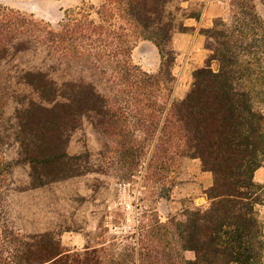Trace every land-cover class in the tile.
Instances as JSON below:
<instances>
[{"label":"trees","instance_id":"1","mask_svg":"<svg viewBox=\"0 0 264 264\" xmlns=\"http://www.w3.org/2000/svg\"><path fill=\"white\" fill-rule=\"evenodd\" d=\"M170 2L103 0L97 19L81 13L59 30L18 11L0 9V123L10 98L9 85L17 78L46 101L58 96L56 81L42 71L19 75L1 68L12 55L30 50L59 59L63 73L59 74V126L73 123L77 97L86 111L103 116L113 112L124 119L129 113L124 105L131 99L139 107L140 127L148 130L146 105L153 98L156 145L165 142L161 135L169 123L173 145L200 159L214 177L205 192L209 207L188 211L184 220L172 223L181 251L194 253L193 260L183 263L264 264V228L256 210L264 188L255 181L256 171L264 165V114L256 107L264 104V22L252 0H232L231 23L215 21L206 30L214 42L212 54L194 73L191 90L182 100H174L170 92L165 102L164 83L175 82L172 71L177 58L171 47L175 19L167 10ZM135 38L158 49V73L149 74L132 62ZM76 69L99 75L108 92L73 76ZM32 122V109L25 105L16 110L13 136L0 124V264H155L146 239L124 248L126 253L88 248L70 253L52 233L29 235L12 226L6 210L14 166L5 155L9 141L14 138L21 161L33 165L73 159L63 152L44 161L35 158L38 146L28 133ZM114 126L121 135L120 126Z\"/></svg>","mask_w":264,"mask_h":264},{"label":"rangeland","instance_id":"2","mask_svg":"<svg viewBox=\"0 0 264 264\" xmlns=\"http://www.w3.org/2000/svg\"><path fill=\"white\" fill-rule=\"evenodd\" d=\"M252 1L264 22V0ZM102 4L103 0H0V9L18 11L59 30L65 21L81 13L97 19ZM167 10L175 19L173 35L198 34L201 51L208 54L205 48H212L214 42L206 30L215 21L229 25L233 5L232 0H171ZM133 43L132 62L146 72L143 65L150 69L158 66L155 72H148L158 73L161 63L156 47L140 38ZM179 46L184 52L175 50L178 58L172 71L175 82L164 83L165 102L170 92L174 100L184 99L193 86L194 73L204 67H194L200 61L201 51H194L193 58L185 43ZM188 58L193 64L190 67H186ZM1 68L19 75L42 71L56 81L58 92L53 101H46L16 77L9 85L10 98L0 123L2 129L11 136L16 110L28 105L33 119L28 133L38 146L35 158L44 161L62 152L73 158L33 165L21 161L19 144L14 138L9 141L5 155L14 166L6 210L17 231L29 235L52 233L70 253H83L87 248L126 253L124 248L146 239L151 244L155 264H184L183 259H194V253L181 251L172 223L184 220L188 211L209 207L206 194L202 196L191 181L201 172H207L213 181L214 177L205 171L200 159L173 145L174 130L171 131L169 123L166 133L161 135L165 142L156 145L157 136L152 133L156 123L153 98L146 105L148 130L140 127L139 107L131 99L124 105L129 112L124 119L119 114L113 116V112L103 116L95 110L86 111L87 106L77 97L76 117L71 123L75 127L65 123L59 126V74H63L59 59L45 51L30 50L12 55ZM72 74L92 81L102 93L108 92L99 75L84 69H76ZM256 107L264 114V104L257 103ZM115 124L120 126L121 135L117 134ZM263 170L264 165L260 172ZM260 196L262 201L256 210L264 228V189Z\"/></svg>","mask_w":264,"mask_h":264},{"label":"crops","instance_id":"3","mask_svg":"<svg viewBox=\"0 0 264 264\" xmlns=\"http://www.w3.org/2000/svg\"><path fill=\"white\" fill-rule=\"evenodd\" d=\"M182 44V43H185L187 49L186 50H189L190 52V56L192 55L193 58H195V56L193 55V52L194 51H201V47L200 45L202 44V41H201V37L198 35V34H193V35H188V34H180L179 36H176V35H173L172 36V40H171V47L180 52V53H183L184 52V49H182L179 44ZM154 45V44H153ZM155 46V45H154ZM156 47V46H155ZM157 49V48H156ZM211 48H205V50L209 51L210 53L206 54L204 52H199V55H200V61L199 63L197 64V66L195 65L194 67H200V66H205L207 64V61L209 60L212 52L210 50ZM185 50V51H186ZM157 52H158V55L160 56L159 54V51L157 49ZM198 57V56H197ZM189 59L188 58V62H187V65L186 67H190V65L192 63L189 62ZM178 62V58H176V62H175V66H176V63ZM160 63H161V57H160ZM190 64V65H189ZM189 65V66H188ZM193 65V64H192ZM191 65V66H192ZM143 67L148 71V72H155L156 71V66L155 68L153 69H150L149 66L147 65H143ZM193 67V68H194ZM174 68V67H173ZM261 168L258 169L255 173V181L259 184H263L264 183V172H260ZM264 171V170H263ZM261 173V174H260ZM260 174V176H259ZM191 185L197 189L199 192H201V195L204 196V192L206 190H208L212 185H213V178L212 176H209L207 174V172H201V173H197L196 177L193 179V181H191ZM203 202L206 203V200L204 198L201 199ZM208 201V199H207Z\"/></svg>","mask_w":264,"mask_h":264}]
</instances>
